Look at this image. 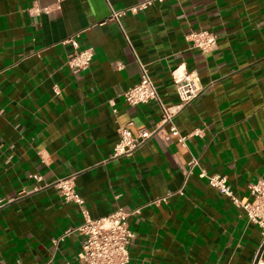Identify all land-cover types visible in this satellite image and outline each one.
<instances>
[{
	"label": "crops",
	"instance_id": "obj_1",
	"mask_svg": "<svg viewBox=\"0 0 264 264\" xmlns=\"http://www.w3.org/2000/svg\"><path fill=\"white\" fill-rule=\"evenodd\" d=\"M140 1L0 0V264H78L82 237L60 238L80 208L51 186L66 178L92 218L140 208L128 264H253L261 230L205 177H226L239 197L264 180V0H164L112 18ZM198 30L216 36L214 51L192 47ZM71 37L93 52L79 74L66 65ZM142 66L167 107L174 70L198 78L174 117L184 145L164 141L157 102L124 101ZM120 128L161 132L112 159Z\"/></svg>",
	"mask_w": 264,
	"mask_h": 264
},
{
	"label": "built area",
	"instance_id": "obj_2",
	"mask_svg": "<svg viewBox=\"0 0 264 264\" xmlns=\"http://www.w3.org/2000/svg\"><path fill=\"white\" fill-rule=\"evenodd\" d=\"M164 0H141L135 6L127 10L112 12V18L116 21L129 12L136 14L139 11L147 9L153 3H162ZM59 2V1H58ZM58 2L55 4L56 10L59 9ZM33 11L32 9L30 10ZM44 11L50 13L48 8L37 9V12ZM77 37V36H76ZM71 37L64 40L62 44H69L75 48V52L67 59L66 65L73 74H79L86 70L92 60L93 52L91 49L78 50L77 38ZM192 47L200 50L202 53H209L217 48L216 36L207 30H198L191 32L186 36ZM172 79L175 85L178 104L175 106H164L161 104L155 85L151 80L146 69L141 67V76L136 86L124 92L123 98L127 105L138 106L149 102H157L162 111L161 122L164 126H168V134H165L164 141L170 143L173 138L184 145L186 137L181 136L174 125V117L185 106L192 103L201 93L202 87L198 78L190 73L179 70L177 68L172 72ZM160 128L154 130H140L134 136L128 128H120L118 130L119 139L115 144L111 158L130 156L143 142L152 136L158 135ZM190 169L186 176L191 173V169L197 165L196 160L190 162ZM34 179L39 180L37 175ZM210 187L220 194L226 196L230 202L245 213L247 220L258 226L264 242V180H257L248 187L247 196H236L230 185L227 183L226 177L212 175L205 177ZM58 190L60 197L71 202L80 208L83 222L76 228L69 229L61 236L67 237L70 234H78L82 237L81 249L76 255L78 264H128L129 263V247L134 238L128 219L138 215L140 208L130 211L122 209L116 210L106 216L92 218L84 206L83 199L76 192L72 178L57 180L51 184ZM182 194L181 191H179ZM167 198H157L150 204L158 205L166 202ZM10 202L0 197V207ZM58 240L54 241L55 243ZM257 264H264V247Z\"/></svg>",
	"mask_w": 264,
	"mask_h": 264
},
{
	"label": "water",
	"instance_id": "obj_3",
	"mask_svg": "<svg viewBox=\"0 0 264 264\" xmlns=\"http://www.w3.org/2000/svg\"><path fill=\"white\" fill-rule=\"evenodd\" d=\"M263 247H264V242L261 244V246H260V248H259V250H258V252H257V255H256L255 259H254L253 264H257V262H258V260H259V258H260V256H261V253H262Z\"/></svg>",
	"mask_w": 264,
	"mask_h": 264
}]
</instances>
